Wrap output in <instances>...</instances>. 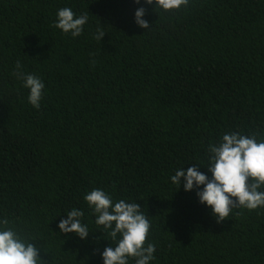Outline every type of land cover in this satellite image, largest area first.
I'll return each mask as SVG.
<instances>
[{"label":"trees","instance_id":"trees-1","mask_svg":"<svg viewBox=\"0 0 264 264\" xmlns=\"http://www.w3.org/2000/svg\"><path fill=\"white\" fill-rule=\"evenodd\" d=\"M65 7L88 14L79 37L53 27ZM141 7L149 30L135 23ZM155 8L0 0V221L40 247L44 264H103L116 246L84 200L93 189L141 206L150 264H264V207L217 223L196 195L203 186L171 181L194 165L211 178L208 148L224 134L264 139V0ZM18 61L45 85L39 109L13 74ZM73 208L85 240L58 227Z\"/></svg>","mask_w":264,"mask_h":264},{"label":"clouds","instance_id":"clouds-1","mask_svg":"<svg viewBox=\"0 0 264 264\" xmlns=\"http://www.w3.org/2000/svg\"><path fill=\"white\" fill-rule=\"evenodd\" d=\"M144 2L153 4V0ZM135 3L140 4V0H135ZM188 3L189 0H155L156 8L165 12L186 7ZM144 15L145 9L138 8L135 23L149 30L151 28L143 19ZM87 20V13L77 17L71 8L65 7L58 10L53 27L76 38L82 34ZM102 29L100 27L94 37L98 41L106 34ZM13 74L22 79L23 86L29 90L28 102L39 109L45 87L43 81L37 75L23 73L19 61ZM208 154L207 170L211 178L194 165L186 172L184 168L177 169L171 177L172 183L179 186L183 179L186 192L203 186L196 195L201 204L211 209L217 223L225 221L233 208L256 210L264 207V191H260L264 186V139L258 142L257 133L249 136L224 134L218 145H209ZM84 200L96 216L95 223L103 226L105 233L116 244L115 247L110 245L104 249L103 264H128L129 258H135V264H150L156 246L154 243L145 246L151 225L137 202L129 203L120 199L113 203L112 197L100 189L87 193ZM66 215L67 219H62L58 225L60 232L75 234L81 240L87 239L89 230L80 220L83 211L73 208ZM0 224L4 226L0 229V264H44L39 258L40 247L33 242L27 243L13 228L8 227L7 219L0 221Z\"/></svg>","mask_w":264,"mask_h":264}]
</instances>
